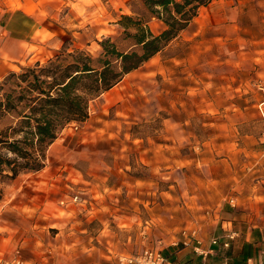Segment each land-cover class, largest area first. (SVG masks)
<instances>
[{
  "label": "rangeland",
  "instance_id": "374dc122",
  "mask_svg": "<svg viewBox=\"0 0 264 264\" xmlns=\"http://www.w3.org/2000/svg\"><path fill=\"white\" fill-rule=\"evenodd\" d=\"M98 1L97 8H80L79 14L67 16L70 8L61 12L57 20L61 34L47 42L46 49H39L37 57L54 56L66 41L98 56V42L105 37L126 49L120 28L113 26L111 6L107 0ZM190 45L185 37L170 43L154 61L123 79L110 95L91 102L86 123L73 124L59 136L60 140H72H57L62 147L52 152L48 162L67 165L72 173L64 204L69 205L70 212L62 213L58 220H62L61 224L57 222L48 235L41 236L45 243L57 238L59 244L69 245L64 248L65 256L59 251V264L99 263L109 247L116 264L125 255H135L146 248L160 250L167 257L174 253L172 249H183V242L189 239L184 233L191 230L197 231V238L207 248L201 216L210 218L218 212L209 205L211 200L200 203L197 194L202 187L210 195L212 182L218 181L226 190L221 197L232 211L237 207L236 197L242 195V185L247 186L244 195H250L251 187L259 183V195L264 196V124L258 110L263 97L258 85L264 84V57L256 60L247 53L240 60L213 58L184 65L183 59L195 50L193 43L192 48ZM212 46L208 44L206 48L216 51V45ZM177 56L180 59L173 60ZM6 124V120L0 123V131ZM124 166L129 167L126 173ZM29 174H21L4 186L0 230L2 225L8 226L4 218L27 227L12 206ZM77 176L87 182L99 180L106 184L124 178L145 183L133 184L125 201L123 187H117L119 193L114 194L107 186L78 184L73 180ZM80 188L86 189V194ZM196 207L202 208L196 211ZM259 207L264 213V203ZM250 210H245L247 215ZM249 219L252 225L264 224L263 218ZM19 237L18 246L11 254L5 252L6 257L13 258L20 252L26 262L33 260L34 255L22 245L32 243L34 237ZM232 250L215 248L207 263L235 258L237 251ZM200 258L196 263L202 264Z\"/></svg>",
  "mask_w": 264,
  "mask_h": 264
},
{
  "label": "crops",
  "instance_id": "0c3cea01",
  "mask_svg": "<svg viewBox=\"0 0 264 264\" xmlns=\"http://www.w3.org/2000/svg\"><path fill=\"white\" fill-rule=\"evenodd\" d=\"M91 1L92 3L90 4L86 0H0V81L10 72L17 70L24 64H29L32 61L43 63L53 57V54H50L46 58L40 59V57H37V51L41 50V48L46 49L47 47H44V45L61 34L60 23L57 22L61 12L70 8L68 13H66L68 16L70 13H78L77 11L80 8H86L87 10L88 8L92 9L99 6L98 0ZM132 1L107 0V5L109 4L114 12L113 26L115 28H119L117 22L121 16L131 14ZM150 26L156 35L165 30V25L158 20L151 21ZM245 35H250L251 38ZM182 37L191 42V48L192 43L193 48H195L191 56L189 54V57L187 56V58L183 59L182 63L184 65H187L188 61L192 65V60L206 61L213 58L240 60L247 53L253 59L262 60L264 56H261L260 53H264V0H211L208 5L199 9L198 15L187 29L171 43ZM208 44L216 45V51L212 50V48H206ZM202 45H204V48H202ZM227 45L230 48H227ZM244 45L247 46L246 52L244 51ZM196 47L199 50H196ZM46 52L49 51L47 50ZM155 57L146 64L154 61ZM178 59H180V56L174 57L173 60ZM134 72L128 74L124 79L126 80ZM262 84L258 85V89L263 93V97L258 103L260 116V109L264 108V105H262L264 103V84ZM116 88L117 86L107 92L105 96L110 95ZM57 140L64 142L66 140L71 141L72 138L63 137L61 140L60 138ZM57 140L49 148L48 158L54 150L62 147ZM128 168L124 166L125 173ZM117 170L120 171V169ZM66 171L68 172L66 173ZM71 178L72 173L68 170L67 165L51 164L47 159V165L42 171L30 173L23 180L19 188V194L16 197V203L12 206L14 208L12 211L19 215L21 222L27 223V227L22 228L15 221H10L7 218L3 219L4 222L8 223L6 224L8 229L2 225L3 229L0 230V261L11 259L6 257L7 254L5 252L11 254L14 251L12 249L19 244L21 238L19 236L28 234L32 235L34 240L32 239V243L24 242L22 246H24L27 253L31 252L35 258L28 260L27 264L61 263V258H57V255H59L60 251L62 256H65L64 248L66 249L69 245L67 243L64 245L59 244L57 238H53L51 243H45L42 241L41 236L48 235L49 231L53 230L54 225L61 224L62 220L59 222L58 220L62 218V213L67 215L70 212L68 210L69 205L64 207V204L65 197L69 196L67 188L71 186L69 183L72 181ZM73 180H77L78 184L90 182L81 180L78 176ZM96 181L92 180L90 184H93L94 187L107 186L114 194L119 193L116 191L117 187H123L125 201H128L133 184L145 183L126 178L118 181L114 180L108 184L99 180ZM242 186V191H240L242 195L236 197L237 207L233 211L231 206H227L223 200L224 198L221 197L222 192L225 193L226 190L224 192L223 189L225 188L218 181L212 182V186L209 188L211 190L210 195L204 187L197 194L201 198L199 200L201 204L206 202L205 199H209L211 200L209 205H213V209L218 212L214 217L212 216L213 218H209L206 215L201 216L203 219L201 228L203 229V237L206 243L210 245L213 239H217L219 240V245L216 250L227 251L233 248L232 251H237L238 254L235 258H223L217 264H260L264 262V224L252 225L249 221L250 217L257 220L260 218L264 219V213L259 210L261 203H264V196L259 195V183L251 187L252 192L250 195H244V187L247 188V186ZM82 190H85L83 192L86 194V189ZM91 191H94V189ZM197 195H194V197ZM119 197L114 196V198L118 199ZM201 208L196 207V211H200ZM247 209H251L249 211L250 215L245 212ZM26 211L29 212L26 213ZM196 211L194 209V213ZM6 231H8V234ZM192 231L196 230H191L189 234ZM231 233L234 234L235 238L226 247L225 244L229 241L226 236ZM182 248L178 251L172 249L174 253H170L167 256L172 264H201L200 262L196 263V260L201 258L195 253V241L191 237L188 241L183 242ZM108 251L111 252L112 248L109 247ZM109 252L103 256V260L94 264H116L115 257ZM89 254L92 255L93 253ZM128 255L123 256L124 258L131 256L130 254ZM215 255L216 257L218 256L217 253Z\"/></svg>",
  "mask_w": 264,
  "mask_h": 264
},
{
  "label": "trees",
  "instance_id": "16d2710c",
  "mask_svg": "<svg viewBox=\"0 0 264 264\" xmlns=\"http://www.w3.org/2000/svg\"><path fill=\"white\" fill-rule=\"evenodd\" d=\"M211 0H133L131 14L117 22L127 43L105 37L93 56L66 41L45 62L20 66L0 81V202L4 186L47 165L48 151L69 126L89 118L90 104L161 53ZM139 3V6H137ZM161 21L156 35L150 23Z\"/></svg>",
  "mask_w": 264,
  "mask_h": 264
},
{
  "label": "built area",
  "instance_id": "2783aa9c",
  "mask_svg": "<svg viewBox=\"0 0 264 264\" xmlns=\"http://www.w3.org/2000/svg\"><path fill=\"white\" fill-rule=\"evenodd\" d=\"M264 105V103L262 104ZM261 111V117L262 121L264 123V108L260 109ZM264 155V153H263ZM187 237H191L195 241V253L203 258L204 263H207V258L211 255H214L215 248L219 245V240L213 239L210 242V245L206 248L203 245V242L201 239L197 238L196 231H192V233L187 234V232L184 233ZM226 238L229 240L227 244H225L226 247L229 246L230 241H232L235 236L233 233L227 234ZM0 264H27V262L20 256V252H17L16 255L5 261H0ZM118 264H172V262L169 260L168 257H166L162 251L149 248L146 249L138 254L131 255L127 258H120L118 260ZM264 264V262L260 263Z\"/></svg>",
  "mask_w": 264,
  "mask_h": 264
}]
</instances>
